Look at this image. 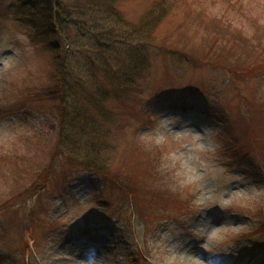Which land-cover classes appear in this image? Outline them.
Here are the masks:
<instances>
[{"label":"rangeland","instance_id":"374dc122","mask_svg":"<svg viewBox=\"0 0 264 264\" xmlns=\"http://www.w3.org/2000/svg\"><path fill=\"white\" fill-rule=\"evenodd\" d=\"M22 1L0 0V203L42 183L0 208V264H264V0H186L156 24L150 0L66 3L63 104Z\"/></svg>","mask_w":264,"mask_h":264},{"label":"trees","instance_id":"16d2710c","mask_svg":"<svg viewBox=\"0 0 264 264\" xmlns=\"http://www.w3.org/2000/svg\"><path fill=\"white\" fill-rule=\"evenodd\" d=\"M70 1L73 6L75 3L81 0H68V1L63 0V2L62 0H23L22 5H25L24 7H25L26 12H24V9L21 7L20 11H22L21 12L22 16L19 15V17H21V22H23L25 25L28 26L26 27L29 30L28 29L26 30L29 36L31 37L32 41L35 38H37L38 40H42L43 44H45V46H47L51 50L53 57H52V69L50 71V74L53 75L55 70H59L61 76L57 80L56 86H52L53 88L50 90H47L46 94H49V95L51 94L52 97L56 96V99L59 100L58 101L59 104L64 103V101L67 98V94H68V91H67L68 75H69L68 63L66 62V54L63 53L62 49H63L64 41H65L64 37L66 36V32L64 31V24L73 19L72 13L70 10L71 7H67L66 5V3L68 4ZM180 2H183L185 4L186 0H152V1L150 0L149 1V11L153 12L154 15L150 13L152 17L148 19L147 21L149 23L156 24L157 21L160 20L162 16L165 17L168 14V12L171 10L172 7L176 8L177 6H179ZM107 6L110 7L109 4H107ZM25 16H27V18H25ZM143 26H146V25L143 24ZM261 35L262 33L259 34V37H261ZM240 41L244 43L243 45H246L247 43H249L247 39H243V38ZM240 41L238 40V38L235 37L232 40V44L235 43L236 45L234 46L240 47ZM213 45H214V41L211 45V48L213 47ZM98 51H100L102 55L105 53H109L103 48L99 49ZM253 59L254 57L252 56V61ZM250 64L251 62L250 63L243 62L242 65H239V67L242 68L243 73L247 74V76L254 74L255 71L258 69V68L254 69V67L250 66ZM144 65H145V61L140 56L138 58H137V55L135 54L130 55V56H125L124 60L120 62V66L117 69L118 73L116 74V76L117 77L123 76L125 84L131 83L132 80L140 73V70L144 68ZM76 136L77 138H75V142H80V144L82 145L85 143L86 146H89L90 148L92 147L93 143L91 144V142H89L88 140L80 139V137H83V134L81 133V131H79ZM46 139L42 137V140H39V142L35 144V146L47 145ZM55 141L56 142L54 144V147L53 148H51V146L49 147V154L52 157L56 153V151L54 150L55 146L57 149V148L62 147V145L67 142L64 140V137L62 136L61 132L57 133ZM157 149H159V147ZM262 150L257 149L256 153L258 155L260 154L261 159L264 161V150L263 151ZM12 151L13 152L5 155V159L7 158L9 162V163L7 162L6 164L7 169L14 171V167L17 165V159H16L17 152L14 151V149H12ZM156 152L157 150H155V153ZM87 155H89V153L86 152L85 156ZM73 159L70 158L68 160L69 162L72 163ZM262 165L264 167V164ZM41 183L42 182H37L35 185L31 184L32 185L31 188L29 187L26 190L22 189V190H19L18 192H15L9 197V200L3 203H0V208L3 206L4 203L15 201L18 197L21 200H23L22 197L24 196L25 198H27V196L30 197L32 193H34L36 188L40 186ZM132 201H133L132 204L138 208L139 199H132ZM148 202H150V197L146 199L144 205H146ZM23 229L27 231L26 227L24 226H23ZM28 235L31 236V233ZM28 243H29V238L28 236L24 235L22 246L26 250L29 247ZM23 264H27V262L25 263L24 261Z\"/></svg>","mask_w":264,"mask_h":264}]
</instances>
